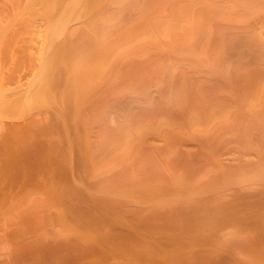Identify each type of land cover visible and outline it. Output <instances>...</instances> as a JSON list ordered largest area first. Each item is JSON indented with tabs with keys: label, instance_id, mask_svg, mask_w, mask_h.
I'll return each instance as SVG.
<instances>
[{
	"label": "bare ground",
	"instance_id": "1",
	"mask_svg": "<svg viewBox=\"0 0 264 264\" xmlns=\"http://www.w3.org/2000/svg\"><path fill=\"white\" fill-rule=\"evenodd\" d=\"M0 264H264V0H0Z\"/></svg>",
	"mask_w": 264,
	"mask_h": 264
}]
</instances>
